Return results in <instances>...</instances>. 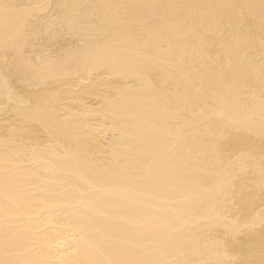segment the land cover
<instances>
[{"label":"bare ground","instance_id":"6f19581e","mask_svg":"<svg viewBox=\"0 0 264 264\" xmlns=\"http://www.w3.org/2000/svg\"><path fill=\"white\" fill-rule=\"evenodd\" d=\"M0 264H264V0H0Z\"/></svg>","mask_w":264,"mask_h":264}]
</instances>
